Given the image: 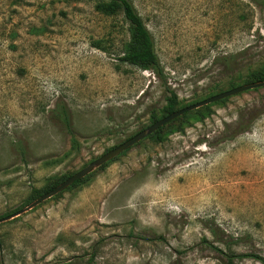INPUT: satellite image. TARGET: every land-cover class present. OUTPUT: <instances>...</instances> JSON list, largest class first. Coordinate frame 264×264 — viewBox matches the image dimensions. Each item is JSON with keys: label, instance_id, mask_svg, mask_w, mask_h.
Here are the masks:
<instances>
[{"label": "rangeland", "instance_id": "1", "mask_svg": "<svg viewBox=\"0 0 264 264\" xmlns=\"http://www.w3.org/2000/svg\"><path fill=\"white\" fill-rule=\"evenodd\" d=\"M131 1L161 76L117 58L127 24L94 0H0V218L161 116L168 89L179 108L264 64V0ZM215 102L1 221L0 264H264V86Z\"/></svg>", "mask_w": 264, "mask_h": 264}, {"label": "trees", "instance_id": "2", "mask_svg": "<svg viewBox=\"0 0 264 264\" xmlns=\"http://www.w3.org/2000/svg\"><path fill=\"white\" fill-rule=\"evenodd\" d=\"M261 2L264 3V1H261ZM94 9L97 12H99L103 15H106V16H114V15L120 14L122 16L123 20L126 22L128 39L123 43L121 52L119 53V55L117 57L120 61L127 62L129 64H132V65L137 66V67L142 68V69H149V70L153 71L158 76L162 75V67L160 65L158 56H157L155 49H154V43H153L152 35H151L149 29L147 28V26L145 25L143 18L137 12V10H136V8H135V6L131 0H94ZM93 45L96 48H100L102 50L106 49L105 47H103L102 41L100 39L96 40ZM230 60H233V59L228 58L225 66H226V69L233 70L234 66L230 65L231 64ZM233 78L234 77H231V79L229 80V86H228L229 88L234 87V86L239 85V84H242V83H246V82L264 80V64H261L258 67H250L247 70L245 77L239 79V81H241V82H239V81L235 82V80ZM227 98L228 97L223 98L221 100H218L216 102L221 103V102L227 100ZM165 100H166V103L161 109V116H157V115L153 114L151 117V123L153 121L169 114L170 112L174 111L175 109H178L177 96L172 90L168 89V95L166 96ZM209 105L210 104H207V105H204V106L198 107L196 109H193L191 111H187V112L183 113L182 115H180V116L176 117L175 119L169 121L168 123L162 125L156 131L149 134L147 137H152L155 139H161V131L165 127H167V125H169L172 122H179L182 119V117L186 116L189 113L193 114L192 117L194 119L200 120L203 116L209 114ZM60 109H61L60 116H59L60 120L65 125H69L68 124V115H67L65 107L60 106ZM248 126H249V124H248ZM174 128L175 129H178V128L181 129L180 126H178V127L175 126V127H172L171 129H174ZM127 137H129V136H127ZM115 145H113V146H115ZM122 153H120L119 155H121ZM119 155H117L114 158L110 159L109 161L105 162L104 164L99 166V168L100 169L104 168L108 163L115 160ZM73 173L63 175L62 177H58L56 175L48 177V180L43 187H41L39 189H33L32 194H31L32 195L31 200L34 198H37L42 193L52 189L55 185H57L59 182H61L62 180H64L65 178H67L68 176H70ZM91 175H92V172L88 173L86 176L82 177L81 179L76 180L74 183H72L66 189H69L74 185L87 183L90 180ZM6 214H8V213H6ZM210 231L212 233H215V229H213L212 227H210ZM203 241L206 242L205 239H203ZM209 246L213 249L220 250L218 247L214 246L213 244L209 243ZM223 254L226 257L228 264H234L233 263L234 257L242 258V257L252 255V254H248V253L235 254L232 252H229V253L223 252ZM253 256L256 258H260L257 255H253Z\"/></svg>", "mask_w": 264, "mask_h": 264}, {"label": "water", "instance_id": "3", "mask_svg": "<svg viewBox=\"0 0 264 264\" xmlns=\"http://www.w3.org/2000/svg\"><path fill=\"white\" fill-rule=\"evenodd\" d=\"M264 86V80H258V81H251V82H246L242 83L239 85H236L234 87L222 90L220 92L214 93L212 95H209L199 101L190 103L188 105L182 106L178 109H175L174 111L170 112L169 114L153 121L152 123L148 124L141 130L137 131L136 133L132 134L131 136L127 137L120 143L116 144L115 146L111 147L107 151L103 152L101 155L96 157L95 159L91 160L89 163H87L85 166L80 168L79 170L75 171L73 174L59 182L57 185H55L52 189L42 193L40 196L32 200L29 204L26 206L18 209L17 211L0 218V222L10 219L14 216H17L21 214L24 211H27L28 209L36 206L39 204L41 201L57 194L58 192L62 191L66 187L70 186L72 183H74L76 180L81 179L82 177L86 176L88 173H90L92 170L95 168L101 166L105 162L109 161L110 159L114 158L115 156L119 155L123 151L129 149L132 147L134 144L142 140L143 138L147 137L149 134L153 133L156 131L159 127L162 125L168 123L169 121L175 119L176 117L182 115L183 113L187 111H191L193 109H196L198 107L207 105L209 103L221 100L223 98L229 97L231 95L238 94L240 92L249 90V89H254L258 87H263Z\"/></svg>", "mask_w": 264, "mask_h": 264}, {"label": "flooded vegetation", "instance_id": "4", "mask_svg": "<svg viewBox=\"0 0 264 264\" xmlns=\"http://www.w3.org/2000/svg\"><path fill=\"white\" fill-rule=\"evenodd\" d=\"M142 128H144V127H142ZM142 128L138 129L137 131L141 130ZM137 131H135L134 133H136ZM134 133H133V134H134ZM129 136H131V135H129ZM137 143H138V142H137ZM137 143H136V144H137ZM134 145H135V144H134ZM127 150H128V149H127ZM125 151H126V150H125Z\"/></svg>", "mask_w": 264, "mask_h": 264}]
</instances>
